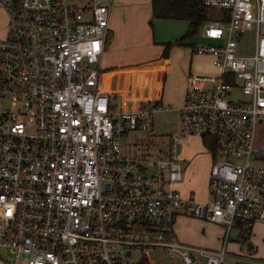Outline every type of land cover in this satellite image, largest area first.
Listing matches in <instances>:
<instances>
[{"label": "built area", "instance_id": "1", "mask_svg": "<svg viewBox=\"0 0 264 264\" xmlns=\"http://www.w3.org/2000/svg\"><path fill=\"white\" fill-rule=\"evenodd\" d=\"M200 1L222 11L202 23V35L223 42L192 51L220 70L188 75L179 131L156 141L161 103L115 110L99 88L113 0H0L8 15L0 38V264H264L225 247L236 222L245 223L244 236L264 223V144L254 140L264 115V0ZM248 29L253 52L240 55ZM136 131L126 153L123 139ZM190 136L213 156L204 202L174 188L177 144ZM178 214L223 226L220 247L181 241Z\"/></svg>", "mask_w": 264, "mask_h": 264}, {"label": "crops", "instance_id": "2", "mask_svg": "<svg viewBox=\"0 0 264 264\" xmlns=\"http://www.w3.org/2000/svg\"><path fill=\"white\" fill-rule=\"evenodd\" d=\"M188 24L184 19L154 16L151 0H113L110 6L108 33L99 61V88L107 93L115 110L136 109L145 102L161 103L163 108L153 116L154 134L159 139L179 131L178 109L183 102L188 75L216 74L220 70L210 55L195 54L192 46L223 40L205 38L202 26L194 35L183 38ZM7 25L8 15L0 5V38L6 36ZM194 36H200L198 41ZM167 42L171 45L167 57L163 58ZM263 118L264 115L259 118L255 130L257 144H264ZM141 135L136 131L124 137L126 153L132 152L134 137ZM178 144L182 176L174 183V188L184 197L204 202L209 198L207 186L213 156L201 138L190 136ZM240 223L236 222L230 229L226 249L264 258L255 244L258 240L264 241V232H257L258 226H264V223H253L251 232L244 239ZM174 230L181 241L210 248L220 247L224 234L223 226L184 214L176 216Z\"/></svg>", "mask_w": 264, "mask_h": 264}, {"label": "trees", "instance_id": "3", "mask_svg": "<svg viewBox=\"0 0 264 264\" xmlns=\"http://www.w3.org/2000/svg\"><path fill=\"white\" fill-rule=\"evenodd\" d=\"M151 6L156 17L187 20L188 29L183 38L194 35L205 20L221 15V11L202 4L200 0H151ZM170 45V42L164 44L163 58L167 57ZM240 222L243 227L245 223ZM242 236L243 239L246 237ZM140 264H146L144 259Z\"/></svg>", "mask_w": 264, "mask_h": 264}, {"label": "rangeland", "instance_id": "4", "mask_svg": "<svg viewBox=\"0 0 264 264\" xmlns=\"http://www.w3.org/2000/svg\"><path fill=\"white\" fill-rule=\"evenodd\" d=\"M199 37L194 36L193 38H197L196 41H198ZM200 41H202V40H200ZM206 43H201V44H206ZM237 47H238V54H240V55H248V54H251L253 52V47H254V31H253V29H248L244 33V35H242L239 38ZM262 124H263L262 126H263V129H264V118L262 120ZM172 134H176V133H172ZM263 135H264V131H263ZM159 137H162V136H159ZM152 139L156 140V141L163 140L162 138L159 139V138H156L154 136L152 137ZM146 141L148 142V138H147ZM177 148H179V144H178ZM179 225H180V227H183V225L181 226V223ZM258 227L260 228V230H257L258 234L263 233L264 232V226H258ZM255 228H257V226ZM196 229H197V227H196ZM255 244L257 245L258 250L261 252V254H264V241L263 240H258V241L255 242ZM5 253H6L7 256L9 255V253L7 251H5ZM152 257H153V259H157L158 258V256H156V255H153ZM168 257H170V256H166V259H168Z\"/></svg>", "mask_w": 264, "mask_h": 264}]
</instances>
